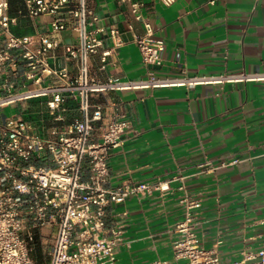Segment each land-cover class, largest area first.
<instances>
[{"label": "crops", "instance_id": "0c3cea01", "mask_svg": "<svg viewBox=\"0 0 264 264\" xmlns=\"http://www.w3.org/2000/svg\"><path fill=\"white\" fill-rule=\"evenodd\" d=\"M8 1L13 34L31 37L37 46L41 38L58 41L50 51V64L65 69L69 80L76 78L80 59L66 58L65 47L78 44V34L54 33L53 16L31 18L23 0ZM92 4L99 17L96 26L118 28L122 43L106 63L101 54L90 57L91 78L133 83L92 98L96 105L115 103L131 123L123 145L110 155L109 186L132 182L169 187L107 208L105 234L121 233L116 264L182 262L174 257L173 243L179 236L175 225L185 216L180 204L185 193L200 201L195 232L206 249H215L224 264L257 253L264 247V0H178L171 6L144 0L143 13L154 26L155 38L166 44L160 67L143 62L134 36L145 30L128 4ZM100 38L102 50L114 47L108 34ZM4 46L0 34V48ZM18 62L16 69L0 75V126L16 115L48 137L54 124L48 102L55 92L42 89L56 86V79H28L29 69L20 57ZM151 76L171 81L230 78L138 85ZM64 99L58 114L62 123H69L79 116V101L70 93ZM206 161L216 170L200 171L198 166ZM33 163L50 165L48 156ZM89 178L86 163L84 180Z\"/></svg>", "mask_w": 264, "mask_h": 264}, {"label": "built area", "instance_id": "2783aa9c", "mask_svg": "<svg viewBox=\"0 0 264 264\" xmlns=\"http://www.w3.org/2000/svg\"><path fill=\"white\" fill-rule=\"evenodd\" d=\"M130 6L135 20L142 22L143 35H135L146 65L160 67L166 47L155 38L151 20L144 15V0H117ZM171 6L178 0H160ZM25 13L31 18L51 15L52 31H75L79 43L65 47L68 59H80L79 75L68 79L66 70L54 69L50 51L58 41L41 38L35 45L31 37H19L11 31L14 22L9 14V1L0 0V75L18 67L20 57L29 69L28 79L38 82L54 77L56 86L42 89L55 92L48 102L54 117L48 137L38 135L33 126L18 116H11L0 126V264H45L34 258L42 250L46 264H116L120 231L105 234L107 208L124 203L130 197H144L153 191L169 190L161 184L132 182L110 187L109 158L121 147L131 123L115 103L96 105L93 95L133 83H106L91 78L89 59L101 54L102 62L121 45V31L116 27H97L99 17L92 0H23ZM132 31V25L129 26ZM108 34L112 49L102 50L100 34ZM16 52V55L15 53ZM189 78L171 81L151 76L138 85L161 87L177 84L194 85L198 81L225 80ZM70 93L79 101V116L69 123L58 114L63 108L64 95ZM109 111L111 113H109ZM45 156L50 165H37ZM236 162V161H235ZM90 166V178L84 180L85 164ZM223 164L222 166H227ZM200 171L216 170L209 161L198 166ZM184 189V187H181ZM185 207L184 219L175 225L179 234L173 243L174 257L179 264H224L215 249H206L195 232L196 211L200 201L187 193L180 199ZM152 264H166L155 262ZM235 264H264V247L255 254H244Z\"/></svg>", "mask_w": 264, "mask_h": 264}, {"label": "trees", "instance_id": "16d2710c", "mask_svg": "<svg viewBox=\"0 0 264 264\" xmlns=\"http://www.w3.org/2000/svg\"><path fill=\"white\" fill-rule=\"evenodd\" d=\"M34 258H35V260H37L38 262H40V263H44L43 261H44V255H43V252H42V250H37L36 252H35V254H34Z\"/></svg>", "mask_w": 264, "mask_h": 264}, {"label": "rangeland", "instance_id": "374dc122", "mask_svg": "<svg viewBox=\"0 0 264 264\" xmlns=\"http://www.w3.org/2000/svg\"><path fill=\"white\" fill-rule=\"evenodd\" d=\"M9 114H10V113H9ZM43 262L46 264L47 260H45V259H44V261H43Z\"/></svg>", "mask_w": 264, "mask_h": 264}]
</instances>
